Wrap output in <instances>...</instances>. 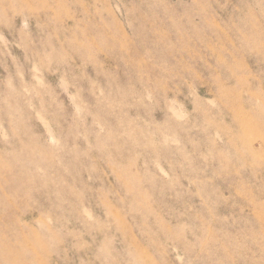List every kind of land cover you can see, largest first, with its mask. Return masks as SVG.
Returning <instances> with one entry per match:
<instances>
[{"label":"rangeland","instance_id":"obj_1","mask_svg":"<svg viewBox=\"0 0 264 264\" xmlns=\"http://www.w3.org/2000/svg\"><path fill=\"white\" fill-rule=\"evenodd\" d=\"M0 264H264V0H0Z\"/></svg>","mask_w":264,"mask_h":264}]
</instances>
